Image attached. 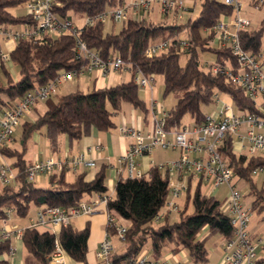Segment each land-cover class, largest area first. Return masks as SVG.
<instances>
[{
  "label": "trees",
  "instance_id": "16d2710c",
  "mask_svg": "<svg viewBox=\"0 0 264 264\" xmlns=\"http://www.w3.org/2000/svg\"><path fill=\"white\" fill-rule=\"evenodd\" d=\"M31 1L0 0V25L21 26L30 23L28 14L16 15L11 9L26 6ZM54 2L57 15L73 19L96 16L125 5L127 0ZM253 5L263 7L264 0H254ZM235 13V5L221 0H204L198 16L181 26L131 17L123 21L119 33L114 30L106 32V25L97 24L84 26L79 37L105 61L119 57L126 63H131L134 68H140L146 75L162 76L163 96L179 95L176 105L168 111L166 129L181 130L185 127L183 121L187 115L191 116L195 125H204L206 114L203 106L215 103V96L220 93L230 98L240 112L264 115L244 89L216 76L211 70L216 64L238 68L229 46L212 44L216 36L214 28L221 23L222 18H230ZM250 25L239 32L242 46L250 54H262L264 20L257 29H252ZM203 32L207 34L205 37ZM184 33L190 43L188 50L179 46L180 37ZM161 36L170 42L169 47L148 59L147 49ZM206 52L215 56L214 63L202 61L201 55ZM183 55H187L185 66L180 63ZM10 59L20 68V78L14 80L4 64L0 65L3 76L0 78V109L15 107L29 92L46 86L60 72H80L89 63L78 57L76 39L66 35L19 41L10 53ZM125 103L146 111L145 103L140 97V88L133 80L112 87L93 89L88 93L76 91L49 98L44 114L33 122L26 121L22 124L20 147L8 145L1 150L2 156L12 161L16 181L0 188V221L7 217L9 209H14L19 218H25L32 209H71L90 200L87 196L107 194L105 166L90 182L86 180V173L77 174L69 181L64 171L51 175L48 187H41L28 178L31 164L26 160V154L34 135L42 130H45V136L54 152L60 151L62 137L67 136L73 143L89 136L93 129L100 132L111 131L116 126L113 116L122 112ZM235 146L234 138L227 136L221 153L233 169L234 177L247 184V195L252 198L251 210L261 215L264 222V188L259 189L252 175L256 168L264 167V156L239 155ZM203 187L198 182L192 191V185L189 184L185 208L180 211L178 221L171 222L168 217L156 224L155 217L164 210L170 198L169 174L155 167L140 179L120 176L107 210L119 217L120 223L127 227V232L122 240L116 236L115 230L110 231L113 238L119 241V250H122H114L109 259L110 264L133 263L146 251L149 243L154 260L163 259L168 252L177 254L183 250L187 252L192 264H208L210 252L206 247L207 240L216 235L221 239H232L234 226L230 216L223 212V204L214 196L205 194ZM190 203L194 212L189 214ZM90 237L89 224L84 229H78L71 222L59 232L61 246L69 259L77 264H88ZM23 246L33 256L36 264H48L47 258L56 248V237L50 233L40 234L27 229ZM9 249L8 242L0 244V256L4 257ZM0 264H10V261L4 258L0 260ZM256 264H264V257L259 258Z\"/></svg>",
  "mask_w": 264,
  "mask_h": 264
},
{
  "label": "built area",
  "instance_id": "2783aa9c",
  "mask_svg": "<svg viewBox=\"0 0 264 264\" xmlns=\"http://www.w3.org/2000/svg\"><path fill=\"white\" fill-rule=\"evenodd\" d=\"M226 4L235 5L236 12L240 11L239 0H224ZM27 14L31 21L21 26L0 25V64L10 59L1 48L2 40L18 43L25 40H41L46 36L66 35L76 39L77 54L79 58L88 60V65L80 72L62 71L55 80L46 86L39 87L29 92L15 107H3L0 109V188L10 186L16 181V170L10 162L2 159L1 150L13 142L16 129L22 119L28 116L34 105L51 98L56 87L64 81L85 75L91 76L95 71H100L107 76L112 72L128 71L132 75L133 82L142 89L150 91V97L145 101V110L153 123L152 133L145 134L140 128L134 126H122L120 131L123 136L131 140L127 153L119 160L121 165L117 171L118 176L124 175L129 179H140L148 172L144 169L141 158L151 157L156 149L173 150L179 152L178 159L165 164L153 165L169 174L170 200L164 210L154 219L156 224L162 223L174 213H180L178 200L189 190V184L193 188L198 182L204 186H211L212 191L228 186L229 195L222 205L223 212L228 214L234 226L232 239L222 238L213 251L220 250L222 258L219 264H256L259 260L256 244L250 234L252 210L247 209L243 202V195L233 184L234 171L229 167L226 158L221 153L222 144L227 136H232L238 141L242 149H246L250 156H264V115L256 113H243L237 110L230 98L222 106V109L212 116H206L204 125H195L192 129L184 127L181 130L168 131L166 129L165 112L160 101L154 96L155 76H149L131 63H126L117 57L114 60L105 61L98 54L91 51L80 39V29L73 19L60 17L55 13L54 0H32L27 5ZM156 6L164 15L178 14L186 11L183 0H132L123 6L109 9L96 16L84 17V26L106 25L108 22L118 23L131 17H142L150 13ZM236 14V13H235ZM250 25V21L238 16L235 21L234 32L229 30L228 24L221 21L214 28L221 45L229 46L235 57L238 68L216 64L212 72L218 77L225 78L236 86L244 89L248 97L264 114V52L253 55L247 52L239 36V32ZM170 42L161 36L146 51L148 59L166 50ZM179 46L183 50L190 48L187 40L180 38ZM219 95V94H218ZM215 96V103H221L219 96ZM172 137V138H171ZM96 163L87 160L84 155L74 157L47 158L36 161L30 165L28 178L38 183L42 177H50L64 171L79 172L84 168H94ZM150 172V171H149ZM264 174V167H258L252 175L255 177ZM112 194L107 193L94 199L81 202L77 207L63 209L58 207L42 208L36 211L30 219V225L26 228L12 226L18 216L14 209L7 210V217L0 221V244L9 243V252L5 259L16 255L14 244H22L24 233L27 229H33L40 234L50 233L56 237V248L47 258L48 264H68V255L59 241V232L68 226L73 220L81 217H93L97 214H105L107 225L104 236L99 244L97 258L102 264H110L109 259L114 253L113 236L110 231L115 230L116 236L125 239L127 227L120 223L117 215L107 210L112 199ZM262 244V240H258ZM131 264H168L151 260L145 255L139 256ZM181 264V263H178Z\"/></svg>",
  "mask_w": 264,
  "mask_h": 264
},
{
  "label": "crops",
  "instance_id": "0c3cea01",
  "mask_svg": "<svg viewBox=\"0 0 264 264\" xmlns=\"http://www.w3.org/2000/svg\"><path fill=\"white\" fill-rule=\"evenodd\" d=\"M187 4H195L194 0H185ZM159 14L162 16V22L165 21L168 22L171 19V25H177V18L178 14L173 15H164L160 12ZM188 11V10H186ZM158 12L155 10V8L148 14H143L142 17H134L138 19L145 18L147 20H152L154 18L153 15ZM230 18L224 17L222 18V22L227 23L229 30L231 32H234L235 28V22L233 24L229 21ZM153 21V20H152ZM251 24V23H250ZM7 42V41H5ZM10 42V41H8ZM3 42H1V48ZM213 45H221V41L219 39H213L212 42ZM4 51V50H3ZM208 63V62H207ZM1 65V64H0ZM130 73V72H127ZM77 78L76 82V90L75 91H68L66 94L76 92V91H83L85 89L92 91L93 89H102L105 87H112L116 86L122 82L121 77L114 74V72L108 74L107 76H104L101 74L100 71H95L91 76H85L80 75ZM75 80V78L73 79ZM72 80V81H73ZM121 80V81H120ZM132 80V75L130 73L129 75V81ZM71 81V80H70ZM71 81V82H72ZM128 81V82H129ZM65 82V81H64ZM156 82V78H155ZM63 83V82H62ZM61 83V84H62ZM68 83V81H67ZM164 84V80H163ZM84 88V89H83ZM164 92V91H163ZM143 95H141L142 101L145 103V101L150 97V91L146 89V91L142 92ZM58 95V91L55 90V93L52 97H55ZM65 95V94H64ZM157 100L160 101L162 104L163 96L159 95L156 97ZM45 104L42 105L41 102H38L36 105H34L32 112L26 116L27 121H35L40 115L44 114L47 110V101H42ZM124 106V105H123ZM124 112L122 116L119 119L118 125L115 126L111 131L109 132H100L96 129H93L91 131V134L87 137H84L82 140L75 141L73 143L70 142L69 138L67 136L61 138V146L60 151L54 152L51 148V144L48 141L43 142V136H45V130H42L39 133H36L32 139L31 142L34 143L35 146V153L33 160L29 162L30 164L35 163L36 161L45 160L47 158H60V157H74V156H80L84 155V157L87 160L94 161L96 163V167L94 168H84L80 170L79 172L74 171H66V177L69 181H72L77 174L80 173H86V180L87 181H93L97 175V173L101 170L102 167H106V186L108 187V193H111L112 196H114L115 193V186L117 184V181L119 179V176L117 174V171L120 170L121 165L119 163V160L127 153V151L130 148L131 140L127 137L123 136L120 127L127 126L131 127L134 126L136 128H140L143 133L149 134L153 131V123L151 121V118L149 114L144 111L143 109H137L133 105L129 104L128 106H124ZM164 108V107H163ZM165 110V109H164ZM40 111H42L40 113ZM123 111V108H122ZM37 113V116L32 118L33 113ZM168 113V111H167ZM26 122V121H25ZM116 125V123H115ZM22 136V133H21ZM46 137V136H45ZM172 138V137H171ZM21 137L20 140L17 136L14 135L13 142L10 144L12 147H20ZM30 142V143H31ZM45 145V148H42V146ZM171 151V152H168ZM2 159L9 162L7 158L2 156ZM177 159L176 151L173 150H162V149H156L151 157H144L141 158V161L144 163V169L145 171L149 172L152 168L151 162L153 161V165L157 166L160 164H165L170 161H174ZM148 174V173H147ZM71 177L72 179H69ZM46 184L49 185V177L45 176L40 179V182L37 184ZM98 197L97 195H91L87 196V199H94ZM38 209H34V212L36 213ZM172 219V216L170 217ZM75 221L79 224L77 227ZM89 224L91 227V237L88 241V264H101V262L97 258V252L99 244L104 236V233L106 231V225H107V217L105 214H97L93 217H81L78 219L73 220V225L78 229H84L86 225ZM26 228V227H25ZM250 234L255 242L257 244L256 247L260 248L262 244H258L254 235L252 232L251 226L249 227ZM259 240V239H258ZM262 240V239H261ZM114 241V238H113ZM264 244V241H262ZM16 247V255L14 257L9 258L10 264H27L26 258L23 255V243L22 244H14ZM219 253V252H217ZM217 257L218 262L220 263L222 258V252ZM149 252H144L142 255H145L151 260H154L152 257H149ZM5 257L0 256V260H3ZM160 262H167L168 264H190V260L188 257V254L186 251H180L177 254L168 252L165 254L164 258L161 260H158ZM217 262V263H218ZM218 263V264H219ZM68 264H77L71 259L68 260Z\"/></svg>",
  "mask_w": 264,
  "mask_h": 264
},
{
  "label": "rangeland",
  "instance_id": "374dc122",
  "mask_svg": "<svg viewBox=\"0 0 264 264\" xmlns=\"http://www.w3.org/2000/svg\"><path fill=\"white\" fill-rule=\"evenodd\" d=\"M132 0H127V2H130ZM185 2V8L188 11H182L178 13V18H177V25L181 26L184 25L188 20H194L198 14L201 11V7H202V3L204 0H194L195 4H187V2L185 0H183ZM224 1V0H221ZM253 1L254 0H239L238 4L241 6L240 11L236 12L235 15H233L232 17H230L229 21L233 24V22H235L238 18V16H240L241 18L247 19L250 21L251 23V28L252 29H257L260 27L262 20H264V6H259V7H255L253 5ZM159 7L156 6L155 10H157L158 12L155 13L154 18H152V20L156 23H161L162 22V16L159 14ZM11 11L16 14V15H25L27 14L28 10H27V6H21L19 8H14L11 9ZM161 12V11H160ZM73 21L75 22V24L82 29V27H84L85 25V19L84 17L78 18V17H73ZM167 25H171V19L166 22ZM123 27V22L120 21L116 24L112 23V22H108L106 24V32H112L114 30V32L119 33L121 31ZM204 37L207 35L206 32H203ZM181 39H187L186 33L182 34ZM6 40H2L3 44V50L6 56H10V53L12 52V50L15 48L16 43L13 41L10 42H5ZM162 52H160L159 54H161ZM201 59L202 61L208 62V63H214L216 58L215 56L210 53V52H206L204 54L201 55ZM187 62V55H183L181 57L180 63L182 66H185ZM5 68L7 69V71L10 73V75L12 76V78L14 80H18L20 78V68L18 66H15L11 59H8L5 64H4ZM205 70H208L207 67H204ZM128 71L122 70L120 72H114V74L118 75L119 77H121L122 82L126 83L129 81V75L130 73H127ZM2 72H0V78H2ZM72 81V80H71ZM71 81H65L62 84L58 85L56 87V90L58 91V95H64L66 94L68 91H75L76 90V82L78 81L77 78H75V80ZM121 81V80H120ZM84 89V88H83ZM146 91V89H142L140 88V97L142 94V92ZM163 91H164V84H163V77L162 76H156V82H155V89H154V96L158 97L159 95L163 96ZM85 93H88L89 90L85 89L84 90ZM151 94V93H150ZM219 99L221 101V103H213L210 104L208 106H203V112L206 114V116H212L215 113H218L221 109L223 104L225 103V101H228V98L226 95L224 94H219ZM179 95L178 94H170L166 97L163 96L162 99V104L163 107L165 109V112L169 111L172 107H174L178 101ZM42 105H44L45 103L42 102ZM128 103H125L124 106H128ZM123 106V111L120 112L117 115L113 116L114 122L116 123V126L118 125L117 123H119V119L122 116L123 112H124V107ZM42 111H40L41 113ZM32 118L37 116V113H33L32 114ZM26 116L22 119L20 126L16 129L15 132V136H17L20 140L21 137V133H22V124L27 121L26 120ZM184 125L185 127H188L190 129L193 128L194 126V120L191 118L190 115H187L184 118ZM121 128V127H120ZM43 138V142H47L48 144V140L45 136L42 137ZM235 150L236 152L240 155V154H245V155H249L247 150L242 149L240 147V145L238 144V141L235 140ZM45 145L42 146V148H45ZM37 149V148H36ZM35 146L34 143L31 142L29 144L28 147V151L26 154V160L28 162H31L33 160L34 157V153H35ZM171 152V151H168ZM177 154V159L179 157V152L176 151ZM9 162L12 164V161L9 160ZM69 179H72L71 177H69ZM254 181L256 182V184L258 185L259 189L264 188V174L260 173L259 175L254 177ZM40 182V180H39ZM233 184L237 186V189L242 193L243 195V202L244 205L247 209H251V204H252V198H250L247 194H248V186L246 183H244L243 181H239L238 178H234L233 179ZM39 185V184H38ZM41 187H48V185L46 184H41L39 185ZM195 187L193 188L194 191ZM203 192L205 194H208L209 196H214L219 202H221L222 204L225 203V200L227 199V196L229 195L230 189L228 186H222L218 189H216L215 191H212V187L211 186H204L203 187ZM194 193V192H192ZM170 200V198H169ZM187 201V195L184 194L181 196V198L178 200V205L180 208V211H183L185 208V204ZM194 212V208L192 203L189 204V208H188V213H193ZM35 212L34 209H32L29 214L25 217V218H19L16 219V221H12L10 224L12 226H18L19 228H25L28 227L30 225V219L32 217L35 216ZM179 220V213H174L172 215V219L171 222H175ZM75 223H77L75 221ZM79 224L77 223L76 226H78ZM2 226V223H0V227ZM251 229L252 232L254 233V235H256L255 239L258 242V239L262 241H264V222L262 221V216L257 214V212H252V219H251ZM205 232V231H204ZM204 232L201 234V236H203ZM221 240V238L216 235L213 236L211 238H209L206 242V247L208 249V251L210 252V262L208 264H218V260L217 257L219 256L220 250L218 251H213V247L216 246L218 244V242ZM114 247L116 251H122L119 250L118 245H119V241L117 238H114ZM257 245V244H256ZM149 257H152L151 254V243L148 244L146 251L145 252H149ZM256 251L258 254V258H263L264 257V244L262 243V245L260 246V248L256 247ZM219 252V253H217ZM23 255L26 258V262L27 264H36L34 258L32 255H30L27 250L24 248L23 249ZM69 258V257H68ZM69 260V259H68ZM218 262V263H217ZM192 264V263H190Z\"/></svg>",
  "mask_w": 264,
  "mask_h": 264
}]
</instances>
